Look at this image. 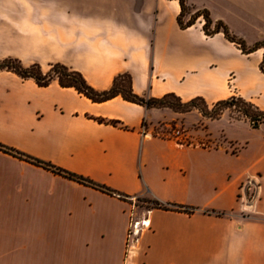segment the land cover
I'll use <instances>...</instances> for the list:
<instances>
[{
  "label": "crops",
  "instance_id": "1",
  "mask_svg": "<svg viewBox=\"0 0 264 264\" xmlns=\"http://www.w3.org/2000/svg\"><path fill=\"white\" fill-rule=\"evenodd\" d=\"M187 4L248 48L264 41V0ZM180 13L179 0H0V61L63 64L97 91L127 73L138 96L201 98L209 109L235 98L264 116V47L245 53L223 32L206 35L202 17L183 29ZM169 121L186 143L153 133ZM0 144L117 192L0 151V264H264V121L120 96L94 103L57 81L40 87L2 70ZM250 182L251 204L242 199ZM133 201L149 205L140 217L150 225L128 249Z\"/></svg>",
  "mask_w": 264,
  "mask_h": 264
},
{
  "label": "trees",
  "instance_id": "2",
  "mask_svg": "<svg viewBox=\"0 0 264 264\" xmlns=\"http://www.w3.org/2000/svg\"><path fill=\"white\" fill-rule=\"evenodd\" d=\"M179 3L181 6V13L178 17V23L181 26V28L185 29V28L191 27L192 25L195 24L196 20L199 17H202L205 20L203 29L206 35L210 36V35H214L219 32H223L230 41L237 43L241 47L242 51L245 53H249L259 48L264 47V41H263V42H259L255 44L254 46L248 48L243 41H241L240 39H237L235 36H232L229 32V29L221 21L214 22L210 17L209 11L206 9H201V10L194 9L195 10L194 16H192L188 20H185L187 10L190 9V6L187 4V0H179ZM261 69L264 71V60L261 65ZM2 70H8V71L15 72L17 75H19L23 79L31 78L40 87H47L53 81H57L61 87L74 88L78 93L87 97L94 103H103L115 97L120 96L126 101L140 104L147 108H169L176 112H187V111H191L192 109H197L203 114V116L207 118L215 117L216 115H218V109L226 107L228 105H232L234 104L235 101H238L245 106L252 107L251 105L244 102L243 100L235 99V98L218 102L211 109H209V107L206 105L204 100L201 98H195L190 102L183 103L181 99L178 98L174 94H167L163 96L162 98H147V97L138 96L133 92L132 78L127 73L116 76L110 89L105 90V91H97L87 83V81L85 80V78L80 72L71 70L65 65L59 64V63L53 64L49 72L43 73L41 70V67L38 64H33L32 66L26 68V67H23L18 60L6 59L3 61H0V71ZM171 100H174V101H171ZM199 104H202L203 106H199ZM244 112L245 114L248 113L247 110H244ZM262 116H263L262 113H256L252 117V120L254 122L259 121L260 117ZM99 122L109 123L114 126L120 125V122L118 121H105V120L100 119ZM0 151L11 154L17 158L24 159L35 165L41 166L49 171H52L53 173L57 175H60L69 180H73L80 184L101 190L109 194L117 193L116 191L106 186L97 184L93 182L92 180L85 178L81 175L69 172L67 170L59 168L50 163L41 162L15 149L5 147L1 144H0ZM151 207L159 208L163 210L189 211L185 206H182V205H177V204H166L165 205L159 202H153Z\"/></svg>",
  "mask_w": 264,
  "mask_h": 264
},
{
  "label": "rangeland",
  "instance_id": "3",
  "mask_svg": "<svg viewBox=\"0 0 264 264\" xmlns=\"http://www.w3.org/2000/svg\"><path fill=\"white\" fill-rule=\"evenodd\" d=\"M194 13H195V10H193V8L191 9V7H190V9L187 10L185 20H188L192 16H194ZM51 68H52V65L49 67V69L47 71H44L42 69V67H41V70H42L43 73H47V72L50 71ZM171 101H174V100H171ZM199 106H203V105L202 104H199ZM192 110H195V109H192ZM244 110H247L248 113L245 114ZM256 113H257L256 110L253 109L252 107L245 106L242 103H240L238 101H235L234 104H232V105H228L226 107H223V108L218 109V115H216L215 117L210 118V119H213V120L214 119H219V118H221V116L223 114H225L226 117H229L231 119H237V120H240V119H249L252 122L253 121L252 120V117ZM167 124H168V126H165V127H164V125L157 126V128L155 129V131L153 133H155V135H159L160 134V135H162L164 137L166 136L167 138H172L171 136L173 135L174 129H179L181 131V133H182L181 134L182 135L181 141L186 143V141H185V133H186V130L183 127H181V126L180 127L179 126L178 127L175 126V121H169V122H167ZM234 129H235V131L237 133H239L241 135H244V136L246 135V136L251 137L252 140H259L260 139L259 134H261L260 133L261 131H259V130H258V132H259L258 134L255 133V135L254 134L250 135L251 133L249 132V130L246 127H235ZM254 149H255V147L252 149V151L250 153L251 155L255 151ZM136 206H137V209L135 211H136V213H137L138 216H140L142 213H145L147 211L146 210L147 207H149L148 204L142 203L140 201L139 202L136 201Z\"/></svg>",
  "mask_w": 264,
  "mask_h": 264
},
{
  "label": "built area",
  "instance_id": "4",
  "mask_svg": "<svg viewBox=\"0 0 264 264\" xmlns=\"http://www.w3.org/2000/svg\"><path fill=\"white\" fill-rule=\"evenodd\" d=\"M264 121V116H262L259 120V122ZM181 131L179 129H174L173 135L171 136L172 138L170 139H175L177 141H181L182 135ZM184 139V138H183ZM250 190L252 191L250 194ZM256 195V188L253 185V183H247L244 187V195L242 196V199H246L249 204L253 201ZM137 206L136 202H132L131 206V212H130V223H129V228L127 232V248L131 249L133 248L138 240L140 235L142 234L143 231L149 228V220L145 218V216H138L136 213Z\"/></svg>",
  "mask_w": 264,
  "mask_h": 264
},
{
  "label": "water",
  "instance_id": "5",
  "mask_svg": "<svg viewBox=\"0 0 264 264\" xmlns=\"http://www.w3.org/2000/svg\"><path fill=\"white\" fill-rule=\"evenodd\" d=\"M259 124V121H255L254 125L257 126Z\"/></svg>",
  "mask_w": 264,
  "mask_h": 264
}]
</instances>
